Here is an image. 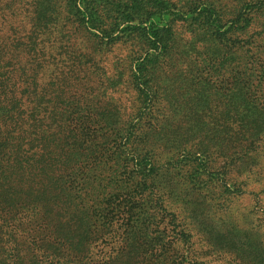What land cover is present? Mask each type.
<instances>
[{
	"label": "trees",
	"instance_id": "trees-1",
	"mask_svg": "<svg viewBox=\"0 0 264 264\" xmlns=\"http://www.w3.org/2000/svg\"><path fill=\"white\" fill-rule=\"evenodd\" d=\"M113 1L66 0L56 8L52 0H0V264L196 263L198 252L192 249L188 232H178L181 252L175 258H169L170 250L163 246H147L151 227V232L170 235L171 230L155 227H161L162 213L169 212L165 201L172 193L164 189L172 187L169 181L156 193L153 179L137 180L134 175L123 180L121 164L137 167L140 159L155 173L161 167L155 165L154 148L171 142L176 155L165 161L167 167L188 166L193 186L218 188L220 197L234 196L241 191L227 183L223 169L215 168L216 159L225 167L240 157L252 159V153L264 146V47L255 45L264 42V23L249 33L254 14L262 10L261 1L241 6L225 32H220L222 14L213 6L207 9L215 23L198 15L191 24L220 36L228 33L224 40L236 48L228 60L241 71L233 79L237 86L247 79L252 94L249 105L236 106L218 119L203 117V126L196 132L188 122L177 125L182 121V116H176L178 109L166 130L138 120L134 126L145 127L136 134L133 126L118 146L102 123L106 114L116 116L118 110L115 106L101 109L98 103L104 102L94 96L102 87L99 72L94 75L91 69L98 63L97 55L82 46L76 31L71 33L62 21L78 23L88 18L104 25L125 7L121 14L126 21L136 23L133 27L144 32L150 49L156 50L133 64L132 80L140 92L148 88L149 73L177 39L175 19L160 27L158 7H145L150 0L144 5L124 0L126 4L119 3V8ZM147 23L150 26L142 28ZM113 28L114 24L102 29V38L116 44L122 40L113 36ZM109 101L106 104L111 105ZM195 134L198 148L188 144ZM100 163L105 164L103 171ZM169 213L168 221L177 224V216Z\"/></svg>",
	"mask_w": 264,
	"mask_h": 264
},
{
	"label": "rangeland",
	"instance_id": "rangeland-1",
	"mask_svg": "<svg viewBox=\"0 0 264 264\" xmlns=\"http://www.w3.org/2000/svg\"><path fill=\"white\" fill-rule=\"evenodd\" d=\"M139 1L144 5L149 0ZM248 1L250 0H150L151 3L145 7L148 10L154 6L158 7L157 18L160 20V27L168 20L175 19L174 37L177 43L149 73L148 88L145 92H140L133 83V64L145 56L146 52L156 54V50L150 49L152 45H148V37L143 35L144 32L133 27L136 23L126 21L121 14L125 7L119 3L126 4L124 0L113 1L115 6H121L122 9L107 19L104 25L91 23L88 18L78 23L62 21L70 27L71 33L76 31L77 34L74 35L82 46H88L89 52L97 55L98 63L91 69L94 75L99 72L102 87L94 96L98 95L99 102H104L98 103L101 109L108 110L115 106L118 110L116 116L106 114L102 118L106 135H113L117 146L122 141L125 142V136L138 120L151 122L166 130L179 110L176 116H182V121L177 125L188 122L196 132L203 126V117L218 119L227 116L236 106L242 109L249 105L252 94H248L250 86L247 79H243L238 86L235 84L237 80L233 79V76L240 75L241 71L234 69L228 60L236 51V48H231L230 42L224 40L229 37L228 33L220 36L217 32L202 31L201 27L191 25L196 23L198 15L215 23L213 13L207 9L213 6L222 14L224 25L220 32H225L231 24L230 20L237 16L240 7ZM259 1L263 3L262 10L254 14L249 33L257 31L264 23V1ZM65 2L66 0H52L56 8ZM258 5L260 6V3ZM56 11L59 12L57 9ZM151 17L154 18V15ZM86 22L89 23L86 25ZM113 24V36H121L122 40L116 44L108 43L107 38H102L101 30ZM144 26L149 27L150 24H143L142 28ZM237 38L245 39L240 36ZM255 45L264 47V42L258 40ZM113 75H116L115 79L109 80L110 83L106 82V79ZM92 77L89 75L87 79L91 80ZM233 86L238 90L235 93ZM232 93L235 96L230 98ZM107 98L111 99V105L106 104ZM176 109L178 110L175 111ZM177 125H174L173 129ZM144 127L134 126V133L139 134V130ZM191 134L192 132L189 135ZM210 136L211 134L208 138ZM197 138L198 134L190 136L189 146L198 148ZM172 146L171 142L159 143L154 148L155 165L161 167L155 173H152L148 162L140 159L137 167L125 168L121 164L123 171L119 178L123 180H129L134 175L137 180L144 177L153 179L156 193L160 192L163 186H167L169 181L172 187L164 189L172 193L169 197L166 196L165 202L168 211L177 216V224L168 221L169 212L162 213L164 220L160 224L161 227L155 228L171 230L170 235L151 232L154 230V227H151L150 237L146 240L147 246L150 249L163 246L170 250L169 258H175L177 252H181L180 241L176 240L182 236L178 232H188L191 244L193 243L192 249L198 252L195 257L199 258L196 263L192 261L193 264H264V146L252 153L255 155L252 159L240 157L235 163L225 167L220 158L216 159L215 168L223 169L227 183L236 184L241 191L240 195L225 194L223 197L219 196L218 188L209 191L190 184L188 166L181 170L167 167L165 161L176 155ZM98 167L103 171L105 164L100 163ZM168 169L170 172H167ZM96 176L97 174L91 175L89 180L95 181ZM103 184H107V181Z\"/></svg>",
	"mask_w": 264,
	"mask_h": 264
}]
</instances>
